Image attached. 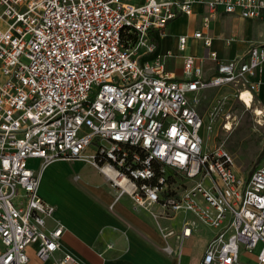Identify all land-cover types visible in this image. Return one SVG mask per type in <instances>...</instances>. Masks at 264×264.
Returning a JSON list of instances; mask_svg holds the SVG:
<instances>
[{"label": "built area", "instance_id": "obj_1", "mask_svg": "<svg viewBox=\"0 0 264 264\" xmlns=\"http://www.w3.org/2000/svg\"><path fill=\"white\" fill-rule=\"evenodd\" d=\"M196 6L203 28L219 12L264 20V0H0V264H28L30 246L41 263L82 264L62 252L65 229L39 194L40 170L56 161L90 163L135 210L190 215L179 233L159 227L177 256L198 222L214 231L198 264H264V164L242 179L222 146L205 150L190 98L233 88L253 103L264 43L229 61L210 52L209 79L204 59L184 56L175 80L150 34ZM192 37L211 48L202 30ZM187 43L178 38L180 53ZM164 252L175 253L167 244Z\"/></svg>", "mask_w": 264, "mask_h": 264}, {"label": "rangeland", "instance_id": "obj_2", "mask_svg": "<svg viewBox=\"0 0 264 264\" xmlns=\"http://www.w3.org/2000/svg\"><path fill=\"white\" fill-rule=\"evenodd\" d=\"M171 27V30L167 29L166 31L179 33L182 30L188 38L185 54H189L188 49L191 48L192 57L199 59V56H203L202 59L205 58L202 68L204 65L205 67L211 65L206 58L210 52L214 51L218 57L220 55L226 58H240L246 53L249 45L261 44L264 41V22L259 21L242 23L238 20L225 22L223 26L220 23V17L216 15L209 23L207 32L212 40L211 48H202L193 39V25L187 18L180 19ZM197 27L199 24H196ZM229 40L231 42L227 45L226 42ZM159 46L172 50L177 56L175 61L180 64L181 60L178 57L180 53L171 35L167 36L166 39H161ZM260 75L264 78V64L260 67ZM262 84L258 93H260ZM258 93L255 94L253 103L249 108L238 100L237 92L233 88L207 90L199 93L194 101L196 111L204 119V127L200 132L204 149L209 151L214 147L222 146L231 155L235 171L242 179H246L253 170L264 164V100L259 97ZM225 126H230V130H226ZM32 163H34V168L39 171L40 165L36 162ZM176 179V182H173V188H177L178 191L184 189L186 181L178 176ZM103 182H106L103 176L90 163L85 161H56L40 170L39 194L43 200L46 199L56 206L57 217L72 223H80L78 220L82 218V222L86 223L85 218L90 216V211H87L89 209H86L88 201L97 203L102 196H107L105 189L107 186ZM116 198L117 192L112 190L111 199L113 201L108 206L109 210H112L114 206L115 210L128 209V202L131 201L129 197L123 196L118 201ZM132 209L134 212L148 214L159 233L160 228H168L163 226L161 222L171 219V217L166 218L162 210L154 208L150 214L135 210L133 205ZM81 213L84 216H80ZM202 227L200 223L195 222L194 232H200Z\"/></svg>", "mask_w": 264, "mask_h": 264}, {"label": "crops", "instance_id": "obj_3", "mask_svg": "<svg viewBox=\"0 0 264 264\" xmlns=\"http://www.w3.org/2000/svg\"><path fill=\"white\" fill-rule=\"evenodd\" d=\"M126 1L134 5H142L145 2V0ZM204 13V8L200 6L195 7L191 15L180 16L174 21L170 22L162 34L159 32H152L150 34L151 39L157 44L156 55L165 56L168 53L170 54V57L164 58L163 61L166 72L175 80L183 79V57L192 55L190 52L191 48L188 49L189 54H185L186 51L184 53L179 52L180 54L178 55V57L181 60L179 64L175 61L177 58L175 53L172 50L160 48L159 42L161 41V39H166L167 36L171 35L175 40V45L177 46L178 38L181 36H185L182 30L179 33H169L166 30H171V25H174L175 22L184 18H187L191 25H193V34L197 31L202 30L203 34L210 37L207 33L209 25L207 28L202 27V17ZM218 17H220V23L223 26L225 22H235L238 20L242 23L250 21L264 22V20H242L238 18L237 15H226L222 12H219ZM196 24H199V27L196 28ZM197 42L201 45L202 48H205L201 41ZM261 43H264V41ZM156 55L146 58V61H153ZM208 55L209 53L207 54L206 58H208ZM199 57L203 58V56ZM235 58L236 57L226 58L225 56L222 57L220 55L218 57L219 60L222 59L224 61L233 60ZM210 63V66L205 67L204 65V67L202 68V76L204 79H209L214 74V63L211 61ZM260 79L263 84L262 88H260V93L258 94L259 97L264 100V78H262L260 75ZM193 97H197V95L190 94V98L192 99ZM32 162H36L38 164L39 162L37 160L31 161V166L33 169H35L33 166L34 163ZM104 180L106 182H103V184L107 186L106 188L104 187L106 189L107 196H102L100 199H98L97 203L94 201H88L87 208L83 206V208L89 209L87 211H90V216H88L89 218H85L86 223L82 222V218L78 220V222L80 223H72L63 218L57 217L56 206L52 202L47 201L42 196L45 199V202L55 207V222L60 223L65 229L61 239L62 252L70 253L82 264L199 263L203 256L207 243L214 234L213 230L202 227L200 232L198 233L193 231L191 237L183 241L180 255L177 256L176 252L178 250V244L175 238H170L166 243V241L162 239L151 217L148 214H144L142 212H134L132 209L131 201L128 202V209L124 208L123 210L121 208L115 210V206L112 210L108 209V206L113 201L111 199L112 190H115V192L117 191L116 189L112 188L111 184L105 178ZM82 215L83 213L80 214V216ZM184 218L192 219L190 215L177 214L171 219L163 220L161 223L163 226L171 228L174 232L179 233ZM55 222L49 221L48 226L52 227L53 225H55ZM166 244L174 250V254L168 255L164 252V247L166 246ZM2 251L3 247L0 245V253ZM26 254L29 259L28 264H54V262L50 261L45 263H41L40 261H38L36 256V246L28 247L26 249ZM60 255L61 253H59L56 257L58 258L60 257Z\"/></svg>", "mask_w": 264, "mask_h": 264}, {"label": "bare ground", "instance_id": "obj_4", "mask_svg": "<svg viewBox=\"0 0 264 264\" xmlns=\"http://www.w3.org/2000/svg\"><path fill=\"white\" fill-rule=\"evenodd\" d=\"M242 100H243V103L249 108L251 106V103L249 101V97L247 94H243L242 95ZM258 114H261L260 112H258ZM228 130H230V126H228Z\"/></svg>", "mask_w": 264, "mask_h": 264}]
</instances>
